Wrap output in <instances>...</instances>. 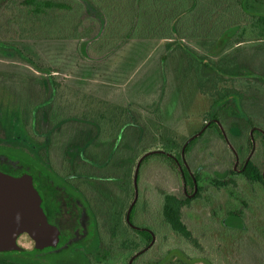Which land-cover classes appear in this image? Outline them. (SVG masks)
I'll return each instance as SVG.
<instances>
[{"label": "trees", "instance_id": "16d2710c", "mask_svg": "<svg viewBox=\"0 0 264 264\" xmlns=\"http://www.w3.org/2000/svg\"><path fill=\"white\" fill-rule=\"evenodd\" d=\"M0 16V59L6 61L0 63V82L12 84L20 96L19 117L0 112V152L34 153L80 199L88 235L98 244L88 264H129L142 243L141 250L153 236H164L162 229L199 246L186 210L197 199L204 204L210 188L252 194L261 202L264 0H0ZM51 47L59 51L52 58ZM125 49L133 55L143 50L144 56L134 61L122 55L131 61L123 86L96 76L79 86L77 79L60 75L69 65L57 56L75 59L70 70L78 76V60L91 66L82 72L92 74ZM196 94L212 105L205 129L195 132L200 134L186 145L183 159L190 138L181 142L176 131H167L181 101ZM201 141L209 156L192 167L187 159ZM152 151L140 164L128 223L137 163ZM236 154L238 167L249 157L240 175L233 170ZM146 172L178 174V191L147 196ZM155 182L149 181L151 187ZM195 183L197 194L190 199L186 194ZM156 243L142 252L148 253L146 262H137L141 253L132 264L202 261L181 247L159 253ZM15 255L23 252L0 253V264H24Z\"/></svg>", "mask_w": 264, "mask_h": 264}, {"label": "rangeland", "instance_id": "374dc122", "mask_svg": "<svg viewBox=\"0 0 264 264\" xmlns=\"http://www.w3.org/2000/svg\"><path fill=\"white\" fill-rule=\"evenodd\" d=\"M12 9L13 7L10 8L9 12H12ZM49 46H53V44ZM72 46L74 48L76 44L74 43ZM47 47L48 45L46 48ZM57 47L49 48L53 51L52 56H50L51 53L49 54L51 58L59 53V51L57 52L56 50H53ZM71 50L72 48L69 47L66 51L70 54ZM143 54V50L138 51L137 54L134 55L127 54L126 49L124 51L121 50L110 56V61L107 60L103 64L101 63L96 66L103 68L102 71H98L99 73L92 72V74H88V71L82 72L81 69H89L91 66L89 64H83V62L78 60V63L81 65V68L77 69L78 76L73 74L70 70V66L72 65L73 67L75 64V59L74 62L69 58L70 56L65 58L57 56V59L59 62L61 61L60 59H64L65 63L69 65L67 66L68 70H64L60 75L77 79L79 86H82L87 78L93 80L92 76H96L95 79L100 82L123 86L127 80L126 74L129 72L131 66V61L125 59L124 56L133 58L134 61H136L143 57ZM122 55L124 56L122 57ZM50 57L49 59H51ZM148 60L149 58L145 57L140 67L147 63ZM5 62V60L0 59V63ZM79 72L81 73L79 74ZM185 97V100L181 101L180 109H178V112L175 114V118L177 119L174 124H169V129L171 131H167L169 132L168 135H170V132L173 130L176 131L177 138L181 142L182 140L195 135L196 131L205 129V127H203L206 122L205 115L212 105V99L200 94L193 95L190 98H187L188 96ZM19 108L20 96L17 88H14L12 84L0 82V112L2 114H13L19 117ZM163 141L159 143H162L163 147L167 146ZM186 142L187 139L184 141V145ZM28 144L31 145L30 143ZM155 144H158V142ZM206 144L207 142L203 141L201 144L202 146L200 143L197 144V146L195 145L194 149L189 154V159L187 160L192 167H195L196 164H202V161L206 159L205 157L208 158L209 154L205 153ZM215 148L216 147H214V149ZM195 151L199 157L195 155ZM210 168L212 167H209V169ZM0 171L16 176L24 175V173L32 174L35 178L34 183L36 187L45 196L46 200L45 206L42 209L33 211L32 222L42 223L47 220L57 226L61 232L60 244L57 247L42 251H27L29 253L23 252V255H15L14 260L24 264H88L87 255L96 253L98 244L97 241L92 240L88 235L89 218L80 199L75 193L54 177L47 167L43 165L40 159L32 152H25V154H8L6 152H0ZM175 175L176 176L173 177L169 173L160 174L159 172H146L143 175V177H145V183L142 187V192L151 197L153 195L158 196V194L163 191H178V174ZM151 179L156 180L152 187V184H149ZM260 200V203L264 205V197ZM199 204L200 202H194L192 207L186 210L191 226L196 228L195 239L198 241L199 246L187 245L176 235L172 234V232L168 230L163 231L162 229V232H164L162 235L164 234V236H158V238L155 239V241H157L156 250H158L159 253L166 251L171 247H181L189 255L195 254L203 261L205 256L204 248L207 244V239H205V237L207 234H205L206 227L203 224L205 207L203 205L200 206ZM153 219L156 222L160 221L156 214ZM246 242L247 239L227 240V248L229 249V252L227 256H222L225 260V264H264V250H262L264 243L262 241L257 242V244H254L256 241L247 242L255 248L254 250H251L249 247L250 245L246 244ZM144 246L145 244L142 243L137 251L141 250ZM137 251L129 256V260ZM147 259L148 253H142L138 257L137 262H146ZM212 260L215 264H220L219 258L215 259L213 257ZM202 261L199 263L203 264Z\"/></svg>", "mask_w": 264, "mask_h": 264}, {"label": "water", "instance_id": "95a60500", "mask_svg": "<svg viewBox=\"0 0 264 264\" xmlns=\"http://www.w3.org/2000/svg\"><path fill=\"white\" fill-rule=\"evenodd\" d=\"M225 135L223 126L217 122ZM204 130V129H203ZM201 130V132L203 131ZM251 137L253 145L255 141ZM196 133L186 142L182 150V157H185V147L193 138L198 137ZM226 139L227 136L225 135ZM145 153L138 161L134 175L135 199L128 209L126 220L130 223V212L138 199V171L142 160L153 153ZM238 158V154H236ZM238 163V161H237ZM197 187H195V190ZM44 199L40 190L34 183V176L27 173L22 176H15L0 171V253H19L27 251H42L54 248L58 245L61 237L59 228L49 221L42 223L32 222L34 210L42 209ZM155 242L153 236L151 244L134 255L129 264L142 252H145Z\"/></svg>", "mask_w": 264, "mask_h": 264}, {"label": "flooded vegetation", "instance_id": "af4514ba", "mask_svg": "<svg viewBox=\"0 0 264 264\" xmlns=\"http://www.w3.org/2000/svg\"><path fill=\"white\" fill-rule=\"evenodd\" d=\"M259 131L262 132L260 129ZM254 148L255 145H253V149ZM248 160L249 157L246 158L241 167H238L240 160L236 158V163L233 166L234 173L237 175L242 174ZM25 174L27 173H24V175ZM196 185L197 183H195V187H197ZM208 191L209 193L204 199V204L200 202V199L195 200L196 202H200V206L203 204L205 207L203 224L206 227L205 234L207 235L205 239H207V244L204 250L205 256L202 261L203 264H215L212 260L213 257L215 259L219 258L220 264H225V260L222 256H227L229 252L227 248L228 239H247V241H256V243L261 241L264 242V205L259 203L257 197H254L252 194L244 197L241 192L234 195L226 187L221 189L210 188ZM252 192L255 191L252 190ZM196 194L197 189L194 190L193 193L186 195L188 198L192 199L195 198ZM42 196L44 202L41 208L45 206L46 202L45 196L43 194ZM246 200L247 202H245ZM177 237L183 239L180 236ZM252 248L254 247L252 246ZM138 252L139 251H137L136 254Z\"/></svg>", "mask_w": 264, "mask_h": 264}]
</instances>
